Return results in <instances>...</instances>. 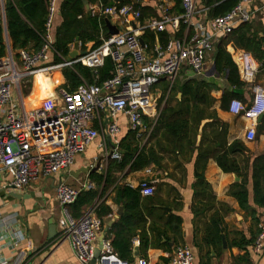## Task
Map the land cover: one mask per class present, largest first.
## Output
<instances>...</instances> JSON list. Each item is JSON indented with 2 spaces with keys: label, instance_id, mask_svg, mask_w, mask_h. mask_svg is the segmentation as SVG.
Returning a JSON list of instances; mask_svg holds the SVG:
<instances>
[{
  "label": "built area",
  "instance_id": "obj_1",
  "mask_svg": "<svg viewBox=\"0 0 264 264\" xmlns=\"http://www.w3.org/2000/svg\"><path fill=\"white\" fill-rule=\"evenodd\" d=\"M5 0H0V10ZM58 0L48 1L43 45L37 52L21 49L14 58L10 52L0 56V172L5 176L2 190L20 191L42 177H55L68 170L75 158L100 136L115 140L120 133L118 116L124 115L129 130L142 143L149 137L155 125L159 106L154 97V87L160 79L169 86L179 74L202 76L214 66L213 58L218 41L230 34L240 24L258 22L264 17V0L258 8H249L250 0L240 2L227 14L208 18L198 0H181L182 14L172 15L171 0H156L154 7L158 18L151 16L141 21V7L148 0H129L119 5L104 6L99 3L90 8L91 16L116 18L119 29L116 35H99L100 45L88 43L90 48L74 60L50 63L51 52H55L53 23L58 13ZM184 26L180 38L175 36ZM171 29V37L164 46L148 45L142 39L145 33H162ZM142 41V42H141ZM264 50V44L262 46ZM234 49V48H233ZM236 50V49H235ZM233 57L240 80L252 91V100L247 106L238 99L229 103V113L241 116L249 127L245 140L253 142L255 126L264 114V84H255L258 64L247 52L240 50ZM60 57V56H58ZM106 58L112 61L111 77L98 85L81 83L72 91L68 86L53 88V97L44 99L37 108L27 110L21 99L20 84L25 77H35L41 72L51 80L54 72L80 65L90 69L98 79L97 70ZM144 118L147 119L145 124ZM150 126V128H149ZM118 143H113L107 156L120 161ZM99 166V165H98ZM147 173L150 171L147 170ZM86 182L79 189L62 181L55 186V199L59 205L56 222L57 240H66L79 264H90L97 248L98 237L103 228L102 221L94 214L95 208L85 211L79 218L73 217L69 207L80 192L92 189ZM138 188L143 197H150L154 188L146 180ZM10 192V193H11ZM15 222L0 213V264H29L30 255L19 248L23 236L14 230ZM264 245V231L254 244L253 253L259 254ZM5 251L10 256H5ZM194 254L187 246L173 250L169 264H193ZM96 264H128L114 251L110 238L100 242ZM139 264H147L145 260Z\"/></svg>",
  "mask_w": 264,
  "mask_h": 264
},
{
  "label": "trees",
  "instance_id": "obj_2",
  "mask_svg": "<svg viewBox=\"0 0 264 264\" xmlns=\"http://www.w3.org/2000/svg\"><path fill=\"white\" fill-rule=\"evenodd\" d=\"M48 1L5 0L6 29L13 52L19 49H29L37 52L41 49L48 15ZM85 1L88 4L101 2L104 6L115 4L112 0ZM128 2L129 0H122L117 6ZM154 2L156 0H148V3L141 7V21L151 16L158 18V11L154 7ZM171 2L173 6L169 9V13L181 15L183 12L181 0H171ZM239 2L240 0H200L198 8L205 9L208 18H215L227 14ZM57 9V15L61 17V23L59 26H55L53 23V31L55 29L53 47L55 52L61 56V59H58L55 53L49 63L67 61L76 38L82 43V46L92 41L96 48L101 43L99 40L100 33L102 32L105 36L108 35L104 19H110V17L91 16L86 13L83 0H58ZM258 30L259 27H255L252 24H240L217 43L213 58L214 78L222 79L228 87L233 89L232 91L227 89L223 91L220 98V107L223 110H228L227 105L232 99H238L247 106L251 102H247L245 99V92L250 95L251 90L240 80L237 66L232 56L226 51V47L231 44L233 48L242 49L250 53L260 63L261 69L264 71V50L262 48L264 32L259 36ZM183 31L184 26H180L179 32L175 36L180 38ZM155 37L157 38V43L160 46H164L171 35L169 32L153 33L147 31L142 39L148 45H153ZM5 49L3 27L0 23V56L5 55ZM111 71L112 61L110 58H106L103 66L97 70V80L90 69L80 65H74L72 69L64 68L62 70L66 84L72 91L81 83V79L90 84L95 82L98 85L102 84L103 81L111 77ZM218 90V82L205 79L203 76H186L183 81H174L168 89L167 95L166 92L163 93L159 101L158 119L151 128L149 137L143 146L140 147L141 141L135 138L132 131L128 130L126 132V135L119 143L122 155L121 160L119 162L109 161L105 174L92 173L89 175V179L96 185V190L89 189L80 192L75 203L69 207L73 217L79 218L86 208L93 205L98 194L97 188H102V192H104L114 185V179H111L113 171L123 172L128 170L133 172L151 165L163 167L165 156L171 153L182 157V159H185V156L188 155V161L193 159V155H195L193 172L196 184L193 185V188L199 190V192L209 188L203 174L209 159H214L224 173L240 175L237 161L230 157L234 145H240L239 142L232 143L227 149L222 146L212 148L210 145V147H206L210 140L206 136L207 128L210 129V133L214 134L213 139H216L218 135L226 134V126L218 122L214 112L211 111V107L215 102L211 93ZM178 94H180L179 98H177ZM162 102H164L163 105H161ZM204 119H211L212 121L203 126L202 135L200 134L201 141L196 146L199 126ZM144 121L147 124L146 118H144ZM240 150L244 151L245 148L241 145ZM245 181L246 179L243 178V182L234 186L230 194L237 200L239 208L245 215L251 217L254 228L249 237H246L242 232H236L233 242H228L229 247H236L244 251V254L237 258L236 264H251L250 250H253L256 237L261 232V228H259L260 221L255 216L256 212L253 211L248 202ZM252 183L254 205L264 210V155L256 157L252 162ZM113 192L115 193L113 201L123 207V214L107 229L106 236L110 238L112 247L119 258L130 264L134 259V238L139 241L140 253L146 256L147 250L153 247L151 235L154 234V230L162 236L158 240L160 246L161 239L168 240L167 231L153 228L152 224L146 227L147 220L141 209L139 188L133 189L124 184L115 185ZM96 204L94 213L98 218L112 213L111 208L104 203ZM166 223H170V220L166 221ZM180 224L181 221L176 219L172 228V231L177 235L181 233ZM221 231L224 232L222 219L213 220L210 226L206 228V232H204V244L215 249L221 239ZM167 263L164 260V264Z\"/></svg>",
  "mask_w": 264,
  "mask_h": 264
},
{
  "label": "crops",
  "instance_id": "obj_3",
  "mask_svg": "<svg viewBox=\"0 0 264 264\" xmlns=\"http://www.w3.org/2000/svg\"><path fill=\"white\" fill-rule=\"evenodd\" d=\"M261 2L262 0H250L249 8L256 9ZM99 3L101 2L95 4L87 3L88 8L84 5L85 12L90 14V8L95 7ZM4 4L3 9L0 10V23L3 27V38L6 46L5 54L8 55L10 52L11 56L16 58L15 56H18V51L21 49L16 50L15 52L11 49L6 29ZM199 4L200 0H198V5ZM109 20L111 24L118 25V20L116 18L110 17ZM60 23L61 17L56 15L54 20L55 26H59ZM250 24L259 27V36L263 34V16L260 21ZM166 32H169L171 35V29L167 28ZM53 34H55V29ZM88 43L94 44L92 41ZM88 43H86V45ZM86 45L82 46V43L79 41L78 56H81L90 48L89 45ZM73 48L74 44L71 47V51ZM235 49L236 48L233 49L231 44L226 47V51L232 56V58L237 56V52L242 50ZM25 50L32 51L29 49ZM55 53L56 52H51L49 56H54ZM248 54L252 56L250 53ZM55 56L58 59H61L59 54L56 53ZM257 64L259 67L258 73L255 77V84H264V71L261 69L260 63L257 62ZM205 69L206 70L202 76L205 77V79L218 82L219 86L218 91H213L211 93L212 97L215 99L211 111L214 112L217 121L226 126V134L218 135L216 139H213L214 134L210 133V129L207 128L206 136H208L207 138L210 140L206 147H210V145L212 148L222 146L227 149L232 143L239 142L240 145H234L230 157L237 161L240 175L224 173L218 167L214 159H209L203 172L209 188H205L199 192V190L193 188V185L196 184L193 172L195 155H193V159L188 161V155L185 156V159H182V157L172 153L165 156L163 167L151 165L142 170L133 172H129L128 170L123 172L113 171L111 179H114V185L104 192H102V188H97L98 194L95 202L93 205L85 209V211H88L96 208V203H104L112 210L111 214L99 218L102 221L103 230L98 237L97 248L100 246V238L107 237V229H109L112 223L117 221L123 214V207L115 204L113 201L115 196V193L113 192L114 186L124 184L135 189L138 188L139 183L143 180L149 182L154 188L152 196L143 197L141 195L140 204L147 220L146 227H149V225L152 224L153 228H159L160 231H167L166 236L168 237V240L165 241L164 239H161L160 246L158 240L162 236L154 230V234L151 235L153 239V247H150L147 250L145 256L139 251L138 239L134 238V259L130 264H139V261L141 260H145L147 264H164L165 260L168 262L167 264H169L173 250L178 246H187L191 249L194 254L193 264H236L237 258L242 256L244 251L236 247H229L228 242H233L236 232H242L246 237H249L254 228L251 217L245 215V213L239 208L237 200L230 194L234 186L243 182V178L246 179L245 182L249 205L253 208V211L256 212L255 216L260 221L259 228H261V232L264 231V210L254 205L252 183V162L256 157L264 155V114L261 115L262 117L258 118L256 122L255 140L253 142H247L245 140V132L249 127V122L241 116H235L229 113V110H223L220 107V98L224 89H231L229 91H232L233 89L228 87L222 79L214 78V71L211 69L208 71L207 67ZM54 75L55 76H52L50 80L51 82H55L54 87L58 85L67 86L62 71H59L58 73L54 72ZM192 75L193 74H190L189 76ZM185 78L186 76L183 75L182 72L178 75L176 80L183 81ZM31 80L33 81L34 78L31 77ZM57 80L60 82H57ZM169 88V84L163 78L160 79L158 84L154 87L153 93L158 106L163 93L166 92L167 95ZM250 92V95L245 92V99L247 102L252 99V91ZM16 94L18 93H15V95ZM29 94L28 91L25 92V94L21 92V98L18 95V99H21L25 106L26 104L24 100ZM177 98H179L178 95ZM163 104L164 102H162L161 105ZM227 106L229 107V104ZM26 108L27 110H32L27 106ZM211 121V119L202 120L199 126L200 132L203 129V126ZM118 124L120 127V133L115 140L111 141L100 136L86 149L84 154L75 158L74 164L68 170L61 171L59 175L55 177L41 176L30 186L25 187L20 191H15L14 193L21 196V198H13L10 196L11 191H5L1 189L2 187L0 188V213L14 221V230L21 232L23 239L20 242L19 248L23 249L30 255L29 264H79L76 261L68 242L66 240H57V226L55 237L48 240L49 221L53 219L56 224L59 216V205L55 199V186L59 181H62L64 184L72 188L79 189L82 184L90 182L93 185L92 190H96V185L89 179V175L92 173L105 174L109 161H115L110 157H107L112 151L113 143L116 141L119 148L121 139L129 130L127 119L124 115L118 116ZM201 135L198 132L196 146H198L201 141ZM143 144L144 143L141 142L140 147H142ZM241 145L245 148L244 151L240 150ZM118 151L121 153L120 148ZM147 170L150 172L147 173ZM4 177L5 176L3 175L2 179H4ZM195 191H197V193H195ZM120 208H122L121 215L117 216V212ZM85 211H83V213ZM220 218L223 221L224 232L221 231L219 244L213 249L211 246L204 244L203 236L204 232H206V228L210 226L211 222ZM176 219L181 221L180 235H177L172 231ZM168 220H170V223L167 224L166 221ZM169 225L170 227H168ZM164 242H166V244H164ZM134 248H137V255ZM250 251L251 264H264V245L259 254L253 253V250ZM4 253L7 257L11 255L9 251H5Z\"/></svg>",
  "mask_w": 264,
  "mask_h": 264
},
{
  "label": "water",
  "instance_id": "obj_4",
  "mask_svg": "<svg viewBox=\"0 0 264 264\" xmlns=\"http://www.w3.org/2000/svg\"><path fill=\"white\" fill-rule=\"evenodd\" d=\"M114 3H121L122 0H112ZM83 3L85 5L86 8H88L87 2L85 0H83ZM104 24H105V28L107 29V33L108 35H116L119 33V29L116 28L113 24H111L110 20L108 18L104 19ZM142 42V41H141ZM79 55V40L78 38H76L75 43H74V48L73 50L69 53V60H74L77 56ZM212 71H214V66L212 67ZM193 76V75H192ZM231 90V89H229ZM178 97H180V94H178ZM262 116H260L259 118H261ZM199 133L201 134L200 130ZM10 196L13 198H21V196L16 195L15 193L11 192ZM122 212V208L119 209V211L117 212V216H120ZM56 235V224L55 221L53 219H51L49 221V227H48V240L53 239ZM103 238H100V242ZM135 253L137 255V248H134ZM99 251H100V246L98 248H96L95 252H94V258L91 261L90 264H95L96 259L99 256Z\"/></svg>",
  "mask_w": 264,
  "mask_h": 264
},
{
  "label": "rangeland",
  "instance_id": "obj_5",
  "mask_svg": "<svg viewBox=\"0 0 264 264\" xmlns=\"http://www.w3.org/2000/svg\"><path fill=\"white\" fill-rule=\"evenodd\" d=\"M49 83H55V82H51L50 80L47 79H43L39 76H35L34 80L32 81L30 77H25L24 80L21 82L20 84V89L21 92L25 94V92H35L37 95H41V94H49L50 90L47 87V84ZM57 82H60L59 80H57ZM16 97L18 99V94H16ZM17 107H19V99H18V105ZM3 174L0 173V188L2 186L3 183Z\"/></svg>",
  "mask_w": 264,
  "mask_h": 264
},
{
  "label": "bare ground",
  "instance_id": "obj_6",
  "mask_svg": "<svg viewBox=\"0 0 264 264\" xmlns=\"http://www.w3.org/2000/svg\"><path fill=\"white\" fill-rule=\"evenodd\" d=\"M35 76H39L43 79H47L48 77L45 76L44 74H42L41 72H39L38 74H36ZM47 87L49 88L50 92L49 94H41L40 96L37 95L35 92H30V94L25 98L24 102L26 104V106L29 109H33L36 108L44 99L46 98H50L53 97V88H54V83H49L47 84Z\"/></svg>",
  "mask_w": 264,
  "mask_h": 264
}]
</instances>
